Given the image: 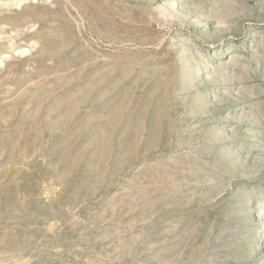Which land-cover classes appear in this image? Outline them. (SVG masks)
Wrapping results in <instances>:
<instances>
[{"label":"rangeland","instance_id":"obj_1","mask_svg":"<svg viewBox=\"0 0 264 264\" xmlns=\"http://www.w3.org/2000/svg\"><path fill=\"white\" fill-rule=\"evenodd\" d=\"M0 264H264V0H0Z\"/></svg>","mask_w":264,"mask_h":264}]
</instances>
